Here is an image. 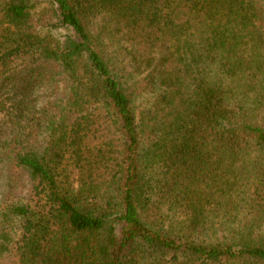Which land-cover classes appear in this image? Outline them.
Segmentation results:
<instances>
[{
  "label": "trees",
  "instance_id": "obj_1",
  "mask_svg": "<svg viewBox=\"0 0 264 264\" xmlns=\"http://www.w3.org/2000/svg\"><path fill=\"white\" fill-rule=\"evenodd\" d=\"M19 82L0 264H264V0H0Z\"/></svg>",
  "mask_w": 264,
  "mask_h": 264
},
{
  "label": "rangeland",
  "instance_id": "obj_2",
  "mask_svg": "<svg viewBox=\"0 0 264 264\" xmlns=\"http://www.w3.org/2000/svg\"><path fill=\"white\" fill-rule=\"evenodd\" d=\"M26 89L27 84L19 82L14 86L12 85L11 88L6 89L0 97L3 104V110H0V134H3L1 137L5 138L9 135L11 136L14 132L21 131L22 140H26L37 125L42 110L36 108V110H33V113H30L28 110L32 106V101L45 102L44 97L50 88L42 86L36 88L33 92ZM21 111L23 114H19ZM22 115L23 118L21 117ZM11 185V178L5 172L0 177L2 194L8 192Z\"/></svg>",
  "mask_w": 264,
  "mask_h": 264
}]
</instances>
